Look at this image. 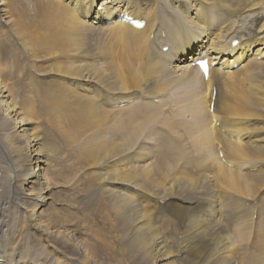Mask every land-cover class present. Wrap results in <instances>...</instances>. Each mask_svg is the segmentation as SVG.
I'll return each mask as SVG.
<instances>
[{
    "label": "bare ground",
    "instance_id": "obj_1",
    "mask_svg": "<svg viewBox=\"0 0 264 264\" xmlns=\"http://www.w3.org/2000/svg\"><path fill=\"white\" fill-rule=\"evenodd\" d=\"M206 59L208 79L192 65ZM186 91L196 176L171 143ZM41 120L95 170L82 180L105 230L56 208ZM0 136V264H264V0H0Z\"/></svg>",
    "mask_w": 264,
    "mask_h": 264
},
{
    "label": "rangeland",
    "instance_id": "obj_2",
    "mask_svg": "<svg viewBox=\"0 0 264 264\" xmlns=\"http://www.w3.org/2000/svg\"><path fill=\"white\" fill-rule=\"evenodd\" d=\"M34 1H36V0H34ZM165 12H168V11H165ZM238 15L241 16L242 14H238ZM222 21L227 24V21L225 19L222 18ZM238 24L241 25V27H242L243 18L238 19ZM229 25L232 26L231 24H229ZM234 30H235V28H234ZM242 32L246 33V28L245 27L242 28ZM1 44H2V47L4 48V53L1 54L3 61L5 63H7V64H10V63L14 64V63L19 62V61H17V59L19 57V55L17 54L18 51H16V47H14V45H13L14 41H9V42L6 43L5 41L3 42V40H2ZM12 47H14L15 50L13 49L12 51H10L9 48H12ZM12 72H14V73H12L11 78H14L13 74H15V78L12 79L13 80L12 82H14V83L18 82V84L16 83V85H17L16 89L17 90L19 89V85H20V92H21V87H24V89H26L27 87L31 88V87H29V86H31L29 81L27 79L25 80V78H23V76H21V74L15 68H14V70L12 69ZM27 83H29V84H27ZM31 91L33 92L32 93V95H33L32 97L33 98L31 97L30 99L31 100L34 99L35 100L34 102L36 103V101H37V99H35V97H36V95H35L36 89H32L31 88ZM18 93H19V90H18ZM192 95L193 94L189 95V92L187 94V91L185 92V94H183V96H185L184 98H186V99L189 98V100L187 99V100H185V102H182L183 104H186V102H187L189 104V105L187 104L188 107H187V105L183 106L182 103H180V105L179 104H177V105L173 104L171 106V109H172V110L170 109L171 115H176L177 114L176 115L177 117L175 116L176 119L174 117L175 121L176 120H180L183 117V119H181L180 121L184 123V127H185V128H182L183 130H180V132L178 133L179 135L181 133L182 139L180 138V136L178 134H177V136L176 135H172L171 138L173 140L178 138V136H179V140H177V139L175 141L171 140V143L178 141V143H180V144L183 143L182 145H185L184 147H186V148H188L190 150L189 154L191 153L190 154L191 157H189V154H187L188 157L190 158V159L189 158L188 159L190 161L194 162V163L191 164L190 168L192 166H195L196 168L192 167L193 169H191L192 170L191 172L188 171V170L187 171L190 172L191 176H193V175L196 176L197 175L196 171H195V173L193 171H194V169H198L197 168V163H195V162L197 160L196 156H197V158H200V156L195 151L197 150L196 148H199V147H198V145L196 147L195 139H192L193 136L191 137L189 131L186 132V129L188 130L187 125L192 123V121H193V117L192 116H194V113H193V109H194L193 105L194 104H191L193 102L190 101V97ZM37 97H38V95H37ZM156 101L159 102L158 99H156L153 102L157 104ZM189 101H190V103H189ZM180 106L182 107L183 110L180 108ZM191 106H192V108H191ZM178 107L180 109H178ZM175 108L177 110H175ZM184 109H186V110H184ZM180 110L184 111V112H189V113H183L182 112L184 114L183 115L181 112H179ZM189 110H191V111H189ZM190 113H191V115H189ZM40 114H41V111H40ZM240 117H235V118L241 119L242 117L241 118ZM177 118H179V119H177ZM186 118L187 119L190 118V119L187 120ZM253 119L254 118L250 119V122H251L250 124L251 125L252 124L258 125L260 123L259 121H257V119H254L255 121ZM39 124H40L39 125L40 128L42 129L41 130L42 132L40 133V136L43 137V141L45 139V142H43V143L44 144L48 143L49 148H51V150L49 152L44 150L43 154H45L47 159H48V162H47L48 163V167H47L48 172H47V174H48V176H49V178L51 180V183L54 185L55 191H56V193L54 195V200L57 203L56 208L58 207L57 209L59 210V212H61L62 214H64V216L69 218L68 220H71V219L73 220L74 219L73 222L75 223V225H77L78 228L80 227L79 229L82 230V233H84L82 235H86V234L90 235L89 230H88L90 225L95 230L97 228L105 230L104 225H106V224L104 222L106 221L105 220L106 216L104 215V213L102 211L103 209H101L97 204H94V205L92 204L91 206L89 205V203L87 201L89 186L82 180V177L85 174H87L88 172H93L95 170L84 168L81 165V163L78 160V157L75 155L76 152H73V148L69 147L71 145L68 144V140H66V138L63 137V135L60 133V131L56 130V128L52 124H50L46 120H41V122ZM185 135H187L188 137L185 136ZM189 136H190V140L187 139V138H189ZM155 141H157V140H153V141L149 142V143L152 144V146H151V144L148 145V147L150 146V148H151L149 153H151L154 150L153 152L154 153L156 152V155L158 154L157 157H159L160 156L159 154L161 153V150L163 149V147L161 146V148L157 149L160 146V143L154 144ZM184 141H185V144H184ZM193 143H194V146H193ZM175 144L177 145V143H175ZM180 144H179V146L178 145L177 146L175 145V146L179 147L181 149L183 147H180ZM154 145H156V146L158 145V146L154 147ZM1 146L5 147V144L3 143V145L1 144ZM184 149L185 148H183L182 151H184ZM188 149H185V151L186 150L188 151ZM158 151H159V153H157ZM198 151H199V149H198ZM218 151L221 152L222 150H219V148H218ZM153 152L151 153V155L154 154ZM192 152L196 153V155L194 154L195 157H193L194 155L192 154ZM186 153H188V152H186ZM219 154L221 155L222 153H219ZM151 155H149V156H151ZM191 159H193V160H191ZM0 161H1V156H0ZM193 164H195V165H193ZM38 165H41V168L45 167L44 164H38ZM174 175H176V173H173V176ZM173 176L170 179V182L172 181ZM236 194H238V193H236ZM238 195H240L239 196L240 198L241 197L242 198L243 197L246 198L245 196H242L240 193ZM173 201H177L176 203L180 204V202H178V200H173ZM148 203H150L148 205L153 206V209L154 208L156 209V210L154 209V213L155 214H158L161 211L162 214H160V217H162L163 219L169 217V210H167V208H165L162 203L157 204L158 201L157 200H153V199L150 200ZM263 208H264V204H263ZM176 224L180 225L179 222L176 223ZM176 230L171 228L170 232L169 233L167 232V233H168V235L170 237L172 235V232L175 233V235L174 234L172 235V237H171L172 239L171 238H169V239H171L175 249H179L177 244H176V241H175V240H177L178 228H176ZM173 236H174L175 240L173 239ZM33 254H34V252H33ZM189 258H190L189 259V264H194L195 262H197V259L195 258L194 255H191Z\"/></svg>",
    "mask_w": 264,
    "mask_h": 264
}]
</instances>
